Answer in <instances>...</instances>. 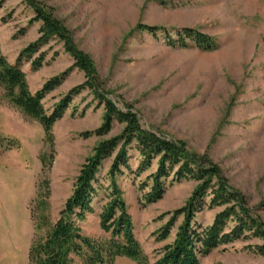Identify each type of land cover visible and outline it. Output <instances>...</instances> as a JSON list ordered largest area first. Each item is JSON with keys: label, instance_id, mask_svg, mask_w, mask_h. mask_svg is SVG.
<instances>
[{"label": "rangeland", "instance_id": "obj_1", "mask_svg": "<svg viewBox=\"0 0 264 264\" xmlns=\"http://www.w3.org/2000/svg\"><path fill=\"white\" fill-rule=\"evenodd\" d=\"M36 1L66 29L73 48L87 57L101 95L121 109H131L143 128L211 159L264 222V0ZM34 15L24 0H0V55L9 64L37 39L40 23H30ZM142 26L157 31L152 34ZM183 28L209 37L214 48L203 50L188 38L184 46L168 45V40L178 42L176 31ZM42 50L43 67L32 71L23 64L22 71L31 93L65 74L61 85L42 101L50 113L88 79L73 68L63 43L53 40ZM96 98L86 89L72 98L52 127L51 145L40 124L12 106L0 88V138L19 144L0 152V200L6 204L0 209V264H28V243L34 236L30 209L42 168L39 157L45 159L48 215L54 222L73 193L82 164L101 141L120 133L122 126L113 123L107 135L95 134L104 113ZM130 155L134 171L139 159L134 152ZM109 165L110 160L105 161L98 174L103 186L108 184ZM154 169L155 165L138 178L127 171L117 178L135 238L150 263L174 241L183 219L174 212L185 205L196 185L174 183L160 201L147 205L143 195L148 188L141 186ZM98 194L95 213L81 224L83 233L93 238L104 236L98 219L103 192ZM218 211L206 209L194 221L208 226ZM168 222L172 228L161 240ZM255 245L261 242H235L200 258L199 264H264ZM114 264L136 262L118 257Z\"/></svg>", "mask_w": 264, "mask_h": 264}, {"label": "trees", "instance_id": "obj_2", "mask_svg": "<svg viewBox=\"0 0 264 264\" xmlns=\"http://www.w3.org/2000/svg\"><path fill=\"white\" fill-rule=\"evenodd\" d=\"M24 2L35 14L30 23H40V27L37 39L18 54L14 64H9L0 55V88L7 101L36 120L43 129L44 139L51 145L52 127L62 118L72 98L83 89L92 91L104 107L103 123L95 131L97 136L107 135L113 123L122 126L117 136L101 141L94 148L93 155L82 164L73 193L54 222L48 215L50 190L44 172L45 159L39 157L42 168L34 205L30 209L34 236L28 250V264H114L118 257L128 258L136 264H199L200 258L216 249L251 240L261 242L253 249L264 256V222L247 207L244 196L229 186L211 159L190 153L182 143L143 128L131 109H121L101 95L93 85L96 78L87 57L73 48L66 29L36 0ZM142 29L152 34L157 31L149 26H142ZM176 32L178 42L168 40V45L179 43L184 46L183 39L188 38L203 50L214 48L209 37L193 29L183 28ZM53 40L64 44L65 52L74 60L73 68L84 73L88 80L70 90L47 113L42 101L46 94L61 85L65 74L48 80L40 90L31 93L22 65L29 64L32 71L41 69L46 57V51L42 49ZM18 147L14 139L0 138V152ZM130 152H134L139 159L134 171L130 166ZM107 160H110L105 178L108 184L103 186L98 174ZM153 165L155 169L146 176L141 186V190L148 188L143 195V202L147 205L160 201L174 183L193 181L196 185L185 205L174 212V217L183 218L174 241L164 246L157 259L150 263L135 238L117 178L125 171L138 178L150 171ZM100 190L103 192V203L98 219L104 236L93 238L83 233L81 224L87 216L95 213V200ZM262 207L264 209V204ZM206 209L220 211L215 213L210 225L203 227L194 218ZM171 228L172 223L168 222L161 232V240L168 237Z\"/></svg>", "mask_w": 264, "mask_h": 264}, {"label": "crops", "instance_id": "obj_3", "mask_svg": "<svg viewBox=\"0 0 264 264\" xmlns=\"http://www.w3.org/2000/svg\"><path fill=\"white\" fill-rule=\"evenodd\" d=\"M3 184H4V183H3ZM1 202H2V201L0 200V209L2 210V209H3V206L5 207L6 204H5L4 202H2V203H1ZM29 244H30V243H28V250H29V246H30Z\"/></svg>", "mask_w": 264, "mask_h": 264}]
</instances>
